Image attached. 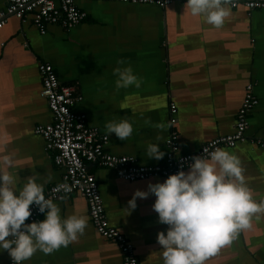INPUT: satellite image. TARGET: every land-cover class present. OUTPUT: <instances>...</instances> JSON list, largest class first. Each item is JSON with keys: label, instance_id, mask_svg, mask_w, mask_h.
<instances>
[{"label": "crops", "instance_id": "crops-1", "mask_svg": "<svg viewBox=\"0 0 264 264\" xmlns=\"http://www.w3.org/2000/svg\"><path fill=\"white\" fill-rule=\"evenodd\" d=\"M242 1V0H229ZM7 0H0V9ZM230 9L220 27L193 16L182 0L166 7L112 1H79L87 16L70 30L48 25L43 34L32 17H11L0 29V158L8 155L17 187L28 177L47 190L62 180L63 168L53 160L44 138L35 132L53 119L42 96L40 62L51 63L62 83L75 85L83 100L75 109L87 123L108 136L106 149L135 157L142 165L164 163L166 140L178 132L179 151H198L207 141L233 133L247 86L252 84L258 104L247 114L246 139L223 149L236 155L244 182L257 201L264 199V9ZM118 61L123 63L118 64ZM130 66L140 86H116L113 69ZM177 122L170 125L171 105ZM127 119L133 128L126 140L108 134L106 124ZM159 137V139H157ZM159 143L162 159H149L147 146ZM96 176L111 225L133 245L138 264H163L156 236L167 225L158 222L153 195L128 200L137 189L164 177L126 181L111 168L90 164ZM187 171V169H185ZM61 218L82 215L83 234L50 254L35 252L23 264H123L119 245L98 233L88 204L74 193L61 201ZM0 264L8 253L0 249ZM204 264H264V213L255 214L250 227L206 257Z\"/></svg>", "mask_w": 264, "mask_h": 264}, {"label": "clouds", "instance_id": "clouds-1", "mask_svg": "<svg viewBox=\"0 0 264 264\" xmlns=\"http://www.w3.org/2000/svg\"><path fill=\"white\" fill-rule=\"evenodd\" d=\"M228 3L229 0H186L185 7L191 15L203 16L205 23L220 27L230 14L225 6ZM113 72L118 88L140 86L130 66L116 67ZM105 127L108 134L114 133L120 140L133 132L127 119L111 121ZM147 154L155 160L165 155L159 143H149ZM191 160L187 171L182 166L162 182H149L146 190L137 189L127 202L130 212L136 208L137 198L155 197L151 207L158 222L168 226L156 236L163 264H204L206 257L249 228L255 214L264 213V199L253 198L236 155L217 148L207 157L195 155ZM12 166L10 156L0 158V249L7 251L12 264H23L38 250L47 255L66 247L83 234L87 220L75 214L62 219L58 205L45 197L44 185L33 177L18 188L6 170ZM58 187L69 190L67 185ZM31 205L37 206L44 218L26 223Z\"/></svg>", "mask_w": 264, "mask_h": 264}, {"label": "built area", "instance_id": "built-area-1", "mask_svg": "<svg viewBox=\"0 0 264 264\" xmlns=\"http://www.w3.org/2000/svg\"><path fill=\"white\" fill-rule=\"evenodd\" d=\"M79 1L94 0H7L6 7L0 9V29L7 24L11 17L25 20L30 16L43 34L46 32L47 26L52 24H59L64 29L70 30L85 20L87 16L78 7ZM99 1L157 5L159 7H166L174 2V0ZM182 1L186 3V0ZM228 4L232 8L243 5L248 10L264 9V0L229 1ZM39 71L43 85L41 94L48 101L53 119L50 123L37 125L35 132L44 138L46 148L53 152V160L63 168L62 180L51 186L44 195L53 201H61L74 193L85 197L94 227L100 235L119 245L124 255L123 264H138L134 247L108 220L99 183L89 165L97 163L100 166L111 168L118 177L126 181L143 180L150 177L166 178L168 175L176 173L182 166L183 170L187 169V165L192 162L191 158L195 155L207 157L208 153L217 148L234 147L238 142L244 141L248 126L247 114L258 104L254 87L249 84L233 133L207 141L196 152L185 153L179 151L178 132L171 129L166 140L168 152L164 163L142 165L133 156L118 155L107 151L108 136L99 128L89 126L87 115L77 112L75 109L76 105L83 100L77 87L62 83L51 63L40 62ZM176 112V105L172 104L169 120L171 126L177 122ZM256 142L264 147V139H258ZM205 149L207 151H204ZM59 185H67L69 190L65 191L58 187ZM30 208L31 215L25 221L26 223L44 218L37 206L31 205ZM8 264H12L9 255Z\"/></svg>", "mask_w": 264, "mask_h": 264}]
</instances>
